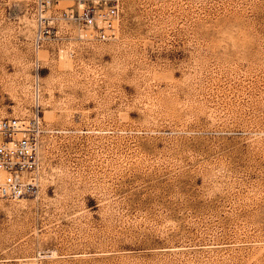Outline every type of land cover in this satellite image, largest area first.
Wrapping results in <instances>:
<instances>
[{
    "label": "rangeland",
    "instance_id": "obj_1",
    "mask_svg": "<svg viewBox=\"0 0 264 264\" xmlns=\"http://www.w3.org/2000/svg\"><path fill=\"white\" fill-rule=\"evenodd\" d=\"M33 1L0 0V116L34 105ZM60 25L0 264H264V0H124L114 41Z\"/></svg>",
    "mask_w": 264,
    "mask_h": 264
},
{
    "label": "built area",
    "instance_id": "obj_2",
    "mask_svg": "<svg viewBox=\"0 0 264 264\" xmlns=\"http://www.w3.org/2000/svg\"><path fill=\"white\" fill-rule=\"evenodd\" d=\"M124 0H34L36 21L33 39L35 76L32 82L34 105L29 113L0 116V198L16 200L35 192L42 168L41 139L45 133L42 115V82L38 74L41 48L59 37L60 22L74 24L79 39L114 41L120 36Z\"/></svg>",
    "mask_w": 264,
    "mask_h": 264
}]
</instances>
